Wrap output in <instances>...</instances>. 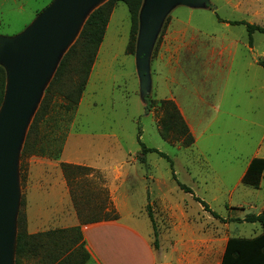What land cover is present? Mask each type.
Returning a JSON list of instances; mask_svg holds the SVG:
<instances>
[{
  "label": "rangeland",
  "instance_id": "obj_1",
  "mask_svg": "<svg viewBox=\"0 0 264 264\" xmlns=\"http://www.w3.org/2000/svg\"><path fill=\"white\" fill-rule=\"evenodd\" d=\"M52 1L0 0V36L21 34ZM208 1L206 9L175 6L170 10L156 33L147 71H141L138 62L140 15L135 29L127 6L117 5L76 108L67 109L69 102L55 97L39 127L37 152L22 159L24 138L16 154L15 222L22 211L29 234L80 225L63 165L92 168V175L77 177L75 182L84 179L92 186L104 182L121 222L135 221V227L145 235L150 232L153 239L148 206L159 234L164 228L161 219L168 230L171 227L166 207L176 206L187 210L194 235H214L224 227V238L231 236L227 223L233 225L264 210V177L258 188L246 186L241 179L253 159L264 158V34L249 37L245 26L231 25L241 21L264 28V0ZM171 27L172 33L177 32L166 40ZM134 34L135 50L128 54ZM77 37L60 52L43 83L26 132L53 70ZM186 116L196 129L197 142ZM140 131L141 142L169 160L150 153L142 164ZM236 227L245 236L256 230L248 223ZM24 263L43 264L40 259Z\"/></svg>",
  "mask_w": 264,
  "mask_h": 264
},
{
  "label": "trees",
  "instance_id": "obj_2",
  "mask_svg": "<svg viewBox=\"0 0 264 264\" xmlns=\"http://www.w3.org/2000/svg\"><path fill=\"white\" fill-rule=\"evenodd\" d=\"M119 3L127 6L133 27L135 29L138 27L143 0H108L89 16L79 38L61 59L52 81L45 91L44 98L26 136L22 159L37 152L39 127L49 115L55 97H63L65 101L69 102L67 109L71 108V106L76 108L80 102L104 42L111 16ZM231 25L245 26L249 37H252L256 32L264 34V28L250 25L246 22L235 21L231 22ZM135 40L136 34L132 35L128 44V54L134 53ZM262 66L264 67V64ZM6 85L7 72L0 65V109L5 99ZM172 107L177 110L173 104ZM173 116L180 119L181 126L189 134V129L182 117L176 113ZM141 136L142 132L140 131L138 140L142 148V164L146 163L145 156L150 153H157L159 156L169 160L167 155L158 150L147 148L141 142ZM189 136L192 139L190 134ZM63 170L70 185V196L80 219V225L70 229L29 234L26 216L21 211L17 219L15 264H25L24 260L28 259H40L43 264H90L91 256L86 249L82 226L119 220V214L113 205L104 182L101 181L95 186L89 185L84 179L75 182L77 177L88 178V176L92 175L94 173L92 168L63 165ZM173 177L177 181L175 174H173ZM263 177L264 158H255L252 160L242 181L246 186L258 188ZM178 184L181 190L192 194L190 188L180 183ZM196 200L203 205L206 211L211 212L213 217L220 218L204 202L200 199ZM24 205L25 202L23 201L22 207ZM148 212L154 228L153 247L158 250L159 233L151 206H148ZM236 222L260 223L263 227V234L254 240L230 239L222 264H264V212L258 216H247L245 220L238 219Z\"/></svg>",
  "mask_w": 264,
  "mask_h": 264
},
{
  "label": "water",
  "instance_id": "obj_3",
  "mask_svg": "<svg viewBox=\"0 0 264 264\" xmlns=\"http://www.w3.org/2000/svg\"><path fill=\"white\" fill-rule=\"evenodd\" d=\"M99 1L104 0H54L22 34L0 36V65L7 72L6 94L0 109V264H15L18 199L15 158L28 134L29 117L60 52L76 34L79 38L89 16L108 0L90 11ZM209 3L208 0H145L140 11L138 43L141 71L148 70V56L156 33L170 10L175 6L206 9Z\"/></svg>",
  "mask_w": 264,
  "mask_h": 264
},
{
  "label": "crops",
  "instance_id": "obj_4",
  "mask_svg": "<svg viewBox=\"0 0 264 264\" xmlns=\"http://www.w3.org/2000/svg\"><path fill=\"white\" fill-rule=\"evenodd\" d=\"M46 9L38 13L36 19ZM36 19L25 30H27ZM171 30L172 27L168 31L166 40L169 38L171 39L173 33L177 32L172 33ZM183 30L186 34V29ZM185 120L195 138V142H197L198 138L195 127L188 120L187 116ZM246 172L247 170L243 172L241 179H243ZM114 207L119 214V220L100 222L83 227L82 232L86 243V249L91 256L90 264H222L230 239L254 240L263 234V227L260 223H248L252 224L256 230H253V233L245 236L238 227H236V224L244 225L247 222H237L233 225L227 223L226 227L229 228L231 232V236L227 238H224L222 235L224 227L218 228L217 234L214 235L209 234V232L202 233L201 235H194L192 230L194 229L192 227L194 222H192L191 217L187 215V210L176 206L174 209H167L171 207L168 206L165 212H170L171 227L168 230L167 226H164V220L161 219L162 225L164 228L166 227V229L163 228V230L161 228L159 230V249L155 250L153 247L154 239L151 237L150 232L145 235L143 231L135 227V221H132L131 224H128V222L125 224L122 223L118 207H116L115 204ZM263 212L264 210L256 214V216ZM209 214H211V212ZM246 217L247 216H243L242 219L239 220H245ZM135 218L136 217H132L131 219ZM257 225H259L258 228ZM233 226L237 229L236 231Z\"/></svg>",
  "mask_w": 264,
  "mask_h": 264
}]
</instances>
